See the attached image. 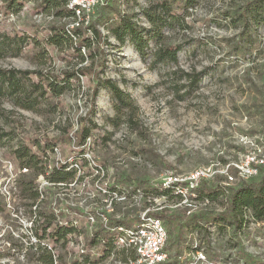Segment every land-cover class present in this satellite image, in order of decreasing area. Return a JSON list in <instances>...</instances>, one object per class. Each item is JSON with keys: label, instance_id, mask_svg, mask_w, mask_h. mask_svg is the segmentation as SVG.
<instances>
[{"label": "rangeland", "instance_id": "1", "mask_svg": "<svg viewBox=\"0 0 264 264\" xmlns=\"http://www.w3.org/2000/svg\"><path fill=\"white\" fill-rule=\"evenodd\" d=\"M188 2L99 0L84 25L95 22L109 46L101 42L93 66L91 61L86 65L87 76L71 80L60 97L44 95L43 85H61L63 74H75L77 60L45 47L44 40L51 26L72 21L55 17L57 9L37 13L29 2L18 13L6 14L0 3V70L42 74L40 84L30 75L20 80L18 95L12 96L5 85L0 96V264H35L29 262L34 250L28 249L36 242L32 223L37 221L41 230L46 218L60 223L70 218L77 228L68 244L60 241L53 249L57 264H131L124 263L121 246L105 252L98 240L104 235L102 215L127 227L152 208L150 203L160 208L162 203L152 202L155 195L135 196L136 188L211 168L205 184L209 204L196 201L191 216H216L227 210L232 190L264 175V0ZM146 11L162 19L158 33ZM125 23L148 41L145 59L128 38L123 46L114 38L112 30ZM33 38L40 43L34 48ZM176 47L174 62L153 63L159 49ZM185 74L202 76L191 88ZM107 82L136 109L116 110L111 92L103 87ZM81 125L91 136L86 146L76 148L75 138L69 142L66 135ZM25 146L40 156L38 169L20 168L14 153ZM78 157L89 166L86 170L78 169ZM248 162L257 173L245 180L241 167ZM65 164L77 171L76 180L83 172L84 178L52 187L38 175ZM228 177L234 180L230 183ZM110 186L125 199L109 195ZM36 190L40 199L30 207L28 198ZM188 209L164 207L153 215L183 220L190 217ZM163 220L171 240L165 264H264V222L239 228L193 221L178 237Z\"/></svg>", "mask_w": 264, "mask_h": 264}, {"label": "trees", "instance_id": "2", "mask_svg": "<svg viewBox=\"0 0 264 264\" xmlns=\"http://www.w3.org/2000/svg\"><path fill=\"white\" fill-rule=\"evenodd\" d=\"M29 2L35 5V11L37 13H46L51 14L52 11L58 10L54 16L59 19L71 20V25L67 24H58L51 26L48 29L47 36L45 41V47L52 48L53 50H60L62 53H71L76 58L75 64V74L68 75L63 74L66 79L61 82L64 85H60L57 82H46L43 85V93L44 95H51L54 97H60L63 94L65 86H69V82L71 80H78V78L86 77V65L89 62L90 66H93V59L95 51L103 48L101 46V42H105L107 46H109L107 39L102 41L103 36L101 32L96 27L95 22H90L87 26L84 23H77L74 18V13L69 10L67 5V0H0V3L3 6V9L6 14H16L21 11L23 4ZM194 0H189L187 3L188 6H192ZM192 4V5H191ZM149 24L152 26L154 32L158 33L159 24L162 22L160 16L151 13L150 11H146L144 13ZM90 33L88 37L87 34ZM112 34L116 41L120 46L125 44L126 39L132 44L133 48L136 50L140 58L145 59L147 56L148 49V41L144 40L141 33L136 29V27L132 24L125 23L122 26L112 30ZM29 37V36H28ZM25 39V35H23L22 40ZM26 40V42H30ZM35 43L32 44V48L35 45H39V41L33 38ZM75 39V42H73ZM28 44H26L27 46ZM179 48H165L159 49L154 54V64L160 63L164 60H169L174 62L176 60ZM87 62V63H86ZM30 75H33L35 79L38 81L37 84H40V78L42 74L39 72L30 73L27 71H14V70H0V96L3 94V87L6 85L7 89L10 91L12 96H16L19 94L21 89V79L27 78ZM202 74L197 75H188L185 74V77L188 81L189 87L193 88L197 86L201 79ZM103 87L107 88L114 100L116 101L115 109L119 108H129L130 110H135L136 108L131 104L128 100L127 96L113 83L107 82ZM98 90L94 91V99L96 98ZM67 140L71 142L72 138H75L72 143L73 147L80 148L81 146H86L87 139L91 136V130L86 128L84 125H81L79 130L74 132L73 135H66ZM73 136V137H72ZM15 159L19 162V166L21 169H38V164L40 162V156L38 153L32 152L29 146H25L21 149L16 150L14 153ZM78 169L86 170L89 166L84 162L83 158H77ZM40 171V170H38ZM43 175L45 181L53 186L56 185H66L73 184L79 181V179L84 178L85 175L83 172V176H79L76 180L77 171L73 168H69L68 165H57L49 168V170L44 169L38 173V175ZM48 174V176H47ZM98 180V177H95ZM94 180V179H93ZM100 182H98L99 184ZM206 182L201 184L198 189L199 199L207 198L210 200V195L208 194V188L205 186ZM34 185V184H33ZM147 193H151L152 195L158 196L161 194L157 189H152L151 186L143 187ZM117 192V187L110 186L108 187V194ZM166 194L167 192H163ZM167 195V194H166ZM31 201V206L40 199V193L36 190L32 192V194L28 198ZM116 199V198H115ZM115 199H112V203H114ZM248 212V216L247 213ZM155 217L165 219L168 221L169 228L175 230V235L180 236L182 230L187 226L188 223L197 221L200 223H227L232 226H237L242 228L248 222L252 223H262L264 222V175L256 182L252 181L246 184H242L238 186L236 189L232 190L231 194L227 199V210L224 213H221L216 216H212L211 214L199 213L193 214L190 217L181 218L176 217H168L162 213L154 214ZM66 222L60 223L56 222L55 218H46L44 222L41 224L42 228L40 230V225L36 226L37 221L32 223L33 227L31 228L33 232L34 240L36 241L34 244H30L29 250L33 251L29 257V262L35 264H57L56 252H53V249L56 247L57 243L62 241L63 244H68L70 242V237L75 234L77 228L72 225L70 218H65ZM108 219V218H107ZM249 220V221H247ZM136 221V219L134 220ZM131 221L130 223H132ZM108 228L116 227V223H113L111 220L107 222ZM41 231V235H40ZM102 238H99L98 243L103 244V248L105 252L115 246L114 235L115 233H111L106 230L105 226H101ZM46 241L47 245L41 243V241ZM170 241L169 238L164 247V251L170 249ZM104 252V253H105ZM123 254L124 263L134 262L136 261L135 255L133 252L125 251V249L121 250ZM175 254V253H174Z\"/></svg>", "mask_w": 264, "mask_h": 264}, {"label": "built area", "instance_id": "3", "mask_svg": "<svg viewBox=\"0 0 264 264\" xmlns=\"http://www.w3.org/2000/svg\"><path fill=\"white\" fill-rule=\"evenodd\" d=\"M99 4V0H67L66 7L74 13V18L77 23H85L89 13ZM13 15V14H12ZM87 22V21H86ZM263 164V162H261ZM243 178L247 180L257 173V169L249 167V162L246 167H241ZM213 175L211 168L199 169L186 176H166L159 184L151 187L161 192L160 195L152 198V202L158 201L162 203L160 208H155L153 203L149 206L152 208L146 209L143 214L129 223L127 227L116 226L114 228H108V219L102 215L104 219V226L106 230L111 233H115L114 242L115 245H119L125 251L133 252L137 262L143 264H165L167 254L164 251L165 244L168 239V232L164 224V220L155 217L153 213L161 211L166 208L177 207H189L187 210V216H191L194 212V204L197 201L203 206L209 204L207 198L199 199L198 189L203 182L209 180V177ZM234 179L228 177V181L231 183ZM163 192H167L164 194ZM116 198L125 199L124 193L117 192L112 193ZM123 195V196H121ZM135 196H151V193H147L144 188H136L134 190ZM175 201L173 206H167L168 202ZM164 206V207H163ZM150 212H152L150 214ZM254 224V223H253ZM259 225V224H258ZM133 263V262H129Z\"/></svg>", "mask_w": 264, "mask_h": 264}]
</instances>
